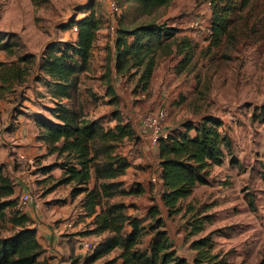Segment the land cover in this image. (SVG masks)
Returning <instances> with one entry per match:
<instances>
[{
    "label": "trees",
    "instance_id": "obj_1",
    "mask_svg": "<svg viewBox=\"0 0 264 264\" xmlns=\"http://www.w3.org/2000/svg\"><path fill=\"white\" fill-rule=\"evenodd\" d=\"M115 1L120 8L123 2H133L139 17L153 16L171 4V0ZM206 1L212 9L211 50L235 37L234 14L249 9L257 0ZM125 22L121 10L115 37L111 38L114 54L108 47V65L99 78L107 84L106 95L112 97L109 102L120 105L113 74L132 86L129 89L135 97L148 99L163 60L179 58L175 68L178 75L195 71L198 45L190 36L179 37L180 30L165 23L150 21L138 25L133 20L128 26ZM66 27L76 29L75 37L52 42L38 55L21 52L12 38L0 40V51L14 58L0 62V103L9 101L31 81L43 87L44 92L39 95L48 97L51 106H44L43 113H33L31 118L38 141L46 147V156L56 158L47 170H62L54 189L70 186L73 199L83 196L80 207L85 217L91 219L89 236L101 239L92 250L89 263L109 257L102 264H189L179 254L158 203H152L144 216L129 213L131 207L125 200L144 193L121 180L131 167L124 146L127 142H140L137 130L117 110L113 112V126H106L102 122L104 117L94 119L88 109L90 100L98 98L100 102V96L91 87L84 86L83 90L82 79L96 71L94 52L103 31L101 17L89 8L83 18L74 17ZM251 106L252 120L264 126V102ZM1 115L0 111V120ZM199 116L196 122L184 119L159 139L161 201L168 218L183 213L182 218L187 221L185 241L194 253V264H230L226 255L214 251L218 231L200 236L209 217L201 216L193 205L186 203L197 186L210 184L215 167L226 160L231 165L239 163L227 124L209 111ZM5 222L10 229L8 235L0 236V264H42L46 250L40 244L38 229L19 203L17 184L0 164V223ZM258 264H264V257Z\"/></svg>",
    "mask_w": 264,
    "mask_h": 264
},
{
    "label": "rangeland",
    "instance_id": "obj_2",
    "mask_svg": "<svg viewBox=\"0 0 264 264\" xmlns=\"http://www.w3.org/2000/svg\"><path fill=\"white\" fill-rule=\"evenodd\" d=\"M120 6L122 19L125 18V23L128 26H131L129 23L133 20H137L136 24L138 25L143 22L155 21L178 28L180 30L178 36L181 38L185 34L194 39L198 45L193 63L195 71L190 72L191 74L178 75L175 68L179 58L163 60L152 83L151 97L145 101L143 99L135 100L133 98L135 96L129 89L132 86L127 85L124 81L114 79L113 86H121L120 105L109 102L112 98L111 95H108L107 99L103 97L100 102L98 98L90 100L88 109L93 116L102 115L114 124L115 121H112L113 112L117 110L119 116L130 121L140 134L141 117L148 113L166 111L165 129L179 125L184 121L190 113L189 106L193 104L196 106L198 103L201 105L208 104L209 107L215 106V108H219V111L227 112L230 110L227 105L244 104L251 106L253 103L261 104L264 102V0H257L249 9L235 13L233 16L235 37L230 42L224 43L219 49L211 50L209 49V35L212 9L206 0H171L169 7L159 10L157 14L150 17H139L133 7V2L126 1ZM89 8L96 10L101 17L103 30L106 32L105 37L110 42L112 37L107 29L109 23L107 0H0V40L4 42L7 38H12L20 45L21 52L38 55L52 42L72 40L75 32L66 26L74 17L83 18ZM79 10L82 12L77 14ZM249 10L251 11L249 12ZM104 44L100 43L98 48H105L109 51V48L105 47ZM98 52L96 55V61L99 62L97 70L91 76L84 77L82 84L83 90L86 89L84 86L91 87L100 94L102 91H106L105 85L107 84L104 82L101 85L99 78L102 75L99 74L98 69L99 66L107 67L108 64L107 60L103 65L100 63L101 56ZM13 59L4 51H0V62H8ZM109 80L111 79L109 78ZM43 92L44 89L41 85L31 81L23 91L19 89L16 94L8 98L9 101H3L1 104L0 134L11 132L15 128V121L19 115L31 118L33 113H43L44 106H51L48 97L39 95ZM226 124L230 130L231 123L227 122ZM253 129L256 133V139L261 140L260 135L262 133L258 130L259 127ZM31 132L36 133L37 129L32 126ZM146 138L145 154L139 148L135 150L128 142L123 150L133 163V170L130 171L126 179V182L129 183L128 187L142 188V185L135 180L137 175L142 178L145 177L148 182L150 181L151 189L148 193L144 192L138 197L133 196L125 200L131 209L145 210V213L151 206L150 202L157 204L160 200L157 148L151 145L149 137L146 136ZM7 142L10 143L9 140ZM41 152H43V147L39 142H35L34 155L31 157L18 156L14 159L10 169L6 167V172L16 184L21 185L17 188V194L19 203L25 211L36 212L35 214L37 211H43L44 214L48 213L49 216H54L53 213L57 209L61 210L56 207L63 203L56 198L55 191H61L62 187L54 189L59 179L58 168L53 169L56 173L51 175V171L44 173L45 171H42L44 169L41 167L44 163L50 166L56 158L53 156L43 163L41 162L43 159ZM139 159L142 160L141 163L137 161ZM134 161L137 163L134 164ZM262 170L259 171L256 170V167H252L249 172L253 188L249 187L250 191L247 195L251 197L249 205L252 210H257L259 201L260 203L264 202V166H262ZM229 184H233L232 181ZM25 194H29L31 199L27 205L22 204V197ZM186 206L187 204L184 203L183 207ZM182 215L183 213L174 218H169L167 222L173 240L177 244L183 242L181 248L186 249L187 230L185 227L187 221L182 218ZM39 218V224L36 223L35 225L39 231L44 226L51 229L59 224H66L69 219L72 220L69 217L46 221L48 218L42 214ZM88 222H85L83 226L86 239L82 242V247L85 248V243H91L92 249H86L85 264H102L109 257L89 263L92 250L96 249L101 239L89 236L91 229ZM9 229L10 225L7 222L0 223V236L8 235ZM46 252L41 259L42 264H79L81 259L84 260V257L80 255L75 256L60 252H57V255H52L50 251ZM251 254L253 260L259 259L261 256L264 257V251H250Z\"/></svg>",
    "mask_w": 264,
    "mask_h": 264
},
{
    "label": "crops",
    "instance_id": "obj_3",
    "mask_svg": "<svg viewBox=\"0 0 264 264\" xmlns=\"http://www.w3.org/2000/svg\"><path fill=\"white\" fill-rule=\"evenodd\" d=\"M105 33L106 32L104 30L101 31L99 36L101 41L99 40L97 48L94 52V66L96 70L97 65H99V62L96 61L97 52L99 51L98 53L101 56L100 63H102V65L106 61L108 55L107 49L98 48L100 43H105V47H109L111 49V54H114L113 42L112 40L110 42L108 41V39L105 37ZM74 37L75 35H73V38ZM99 67V74L103 75L106 71L105 66ZM113 78H115L116 81L118 80L116 79L115 74H113ZM102 84L103 82L101 81V85ZM120 88V85H115V90L119 97L121 93ZM92 90L94 93H97L96 90ZM106 94V91H102L100 94H98L100 96V101L103 100V97L104 99H107ZM133 98L135 100L143 99V101H145V98L142 97ZM1 104L2 102L0 103V111L2 112ZM227 108L230 110L227 112H221V110L219 111V108H215V106L208 107L205 105L202 107L195 106L194 104L189 106L190 113L185 119L196 122L200 119V113L209 111L210 114L220 117L225 123H231L232 130L230 129L229 133L234 141V155L238 158L239 163L237 165H231L229 161L226 160L222 166L215 167L209 177L210 184L197 186L193 195L186 201V203L193 205L197 209L198 213L201 214V216L209 217V220L205 223V230L200 236H206L211 232L218 231L214 236V251L216 253L226 255V258L230 264H258L263 257L261 256L259 259L256 258L253 260V255H250V251H264V202L260 203L259 201L257 203V210H252L249 205L251 197H249L247 193L250 191L249 187L253 188L252 179L249 174L250 169L252 167H256V170L263 171L264 126L252 120V106H246L244 104H231L227 105ZM103 117L104 116L102 115H96L94 119ZM15 122V128L11 132L7 134H0V164L4 165L5 171L6 167L9 169L12 167L11 165H13L14 159L18 156H33L35 142H39L37 139L38 132H31L32 126L36 128L32 118L29 116L23 117L22 115H19ZM102 122H104L106 126L112 124L106 119H104ZM232 122H234V125H232ZM256 127H259L258 130L263 134L260 135V138H262L261 140L256 139V133L253 129ZM171 129L172 127L165 128L163 135H167ZM138 135L141 139L140 142L136 145H131L135 150L138 148L139 150H143L142 152L145 154L147 138L146 136L142 135L141 132ZM8 140L10 143L7 142ZM39 143L43 147V152H41L43 159L41 162L44 163L45 160L50 159L51 157L46 156V147L43 146L41 142ZM156 155L158 158V151L156 152ZM129 161L131 163V167L127 171V175L121 179L122 181H126L128 174H130V171L133 170V163L130 158ZM137 161H140L139 163H141L142 160L139 159ZM137 161H134V164L137 163ZM41 167L44 169L42 171H45L44 173H46L48 171L47 167H49V164L44 163ZM159 171L158 175H160ZM57 172L59 173L58 178H60L62 176V170L58 169ZM50 173L51 175H54L56 172L52 170ZM135 180L142 185L141 189H144L143 192H149V189H151L149 186L150 181L148 182V180H145V177L142 178L139 175H137ZM158 180L160 200H158L157 203L161 207L164 217L169 219L167 210L164 208L161 201V193L163 192L162 180H160V178ZM230 181H232L233 184H229ZM128 185L129 183H127V186ZM20 186L21 185L18 184L17 188ZM246 187H248V189H245ZM70 192V186H62L61 191H55L57 195L56 198L63 201V203H60V206L56 207L60 208L61 210L57 209L56 212L53 213L54 216H49L48 213L44 214L43 211H37V214H35L36 212L34 213L32 211L25 212L35 222L34 226L36 223L39 224L38 219H40L39 217L41 214L48 218L46 221L71 217L72 220L69 219V221L72 223L70 226H67L65 223H63L51 229L44 226L39 231L37 228L40 244L46 251H50L52 255H57V252L63 254L69 253V255L74 254L75 256L80 255L84 257V260L81 259L79 264H85L87 254L86 249L82 247V241L85 240L83 237V226L85 222H88L91 219L85 217V211L80 207V200L83 198V196L73 199L70 195ZM152 203L153 202H150V205ZM46 211H48L47 208ZM129 213L139 216H144L146 214L145 210H134L133 208ZM90 229H92L91 226ZM182 243L183 242H181V244ZM174 244L179 254L186 258L189 264H194V253L192 250H190L189 243L187 242L186 244L188 249L181 248V244H177L176 241H174Z\"/></svg>",
    "mask_w": 264,
    "mask_h": 264
},
{
    "label": "built area",
    "instance_id": "obj_4",
    "mask_svg": "<svg viewBox=\"0 0 264 264\" xmlns=\"http://www.w3.org/2000/svg\"><path fill=\"white\" fill-rule=\"evenodd\" d=\"M107 15L109 20V27L108 33L112 38L115 37L116 34V27H117V20L121 15V8L117 4L115 0H107ZM76 29H74L75 31ZM167 119V112L166 111H159L155 113H148L141 117V132L143 135L149 137L150 143L155 148L158 147L159 139L164 133V124ZM25 158V157H24ZM22 158V159H24ZM153 181H155L153 179ZM29 194H25L22 197V204L27 205L30 202ZM72 223L70 221L66 222L67 226H70ZM85 249L91 250L92 244L85 243Z\"/></svg>",
    "mask_w": 264,
    "mask_h": 264
}]
</instances>
